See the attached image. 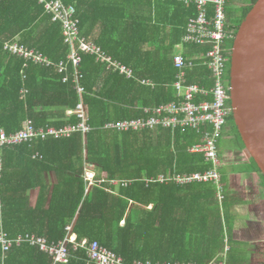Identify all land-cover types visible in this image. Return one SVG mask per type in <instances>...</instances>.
I'll return each instance as SVG.
<instances>
[{
    "label": "trees",
    "instance_id": "16d2710c",
    "mask_svg": "<svg viewBox=\"0 0 264 264\" xmlns=\"http://www.w3.org/2000/svg\"><path fill=\"white\" fill-rule=\"evenodd\" d=\"M64 2L76 7L81 34L133 68L136 77L129 79L107 71L94 55H82L83 100L92 129L86 136L76 132L71 137L37 139L4 150V230L10 237L29 233L57 242L66 237V226L70 225L77 242L98 241L128 263L139 259L208 264L216 259L219 264L225 258L226 264H240L239 255L231 250L235 244L234 220L221 212L230 204L227 193L220 203L212 183L147 181L169 171L190 173L214 168L206 155L189 151L192 144L202 140V132L192 127L126 132L104 127L110 121L146 116V108L177 100L174 54L183 44L189 18L197 16L196 8L163 0ZM255 2L244 10L243 19ZM233 10L229 9L230 19ZM8 41L40 49L56 63L66 59L70 50L62 24L53 21L40 0H0V129L18 131L27 120L36 127L78 123L76 115H69L80 101L72 78L64 83L54 67L32 63L25 67L23 58L4 48ZM182 50L189 58L200 57L209 48L184 45ZM196 64L188 72L189 83L214 87L212 73L203 67V61L196 60ZM229 76L230 63L228 81ZM147 79L157 87L141 82ZM23 90L27 93L22 94ZM228 125L237 135V143L245 148L233 113ZM25 149L28 158L35 152L42 156L31 159V164L55 170L57 175L53 188L42 177L40 200L35 206L21 203L33 182L16 185L7 160L17 151L26 153ZM253 164L258 169L254 160ZM87 165L99 179L106 176L133 182L118 188L109 182L89 185L84 176ZM226 245L230 249L227 254ZM69 250L67 264H87L84 249ZM50 262L48 255L27 244L13 246L4 255L0 249V264Z\"/></svg>",
    "mask_w": 264,
    "mask_h": 264
},
{
    "label": "built area",
    "instance_id": "2783aa9c",
    "mask_svg": "<svg viewBox=\"0 0 264 264\" xmlns=\"http://www.w3.org/2000/svg\"><path fill=\"white\" fill-rule=\"evenodd\" d=\"M44 3L45 11L52 16L53 21L62 24L64 41L69 45V54L66 59L56 63L45 52L34 47L20 44L18 41H8L4 48L10 53L23 58L25 67L32 63L39 66L54 67L63 76V82L68 83L71 78L75 89L80 97V101L75 110L69 115H76L79 120L76 124H66L60 127L46 126L36 127L32 120H27L21 130L6 132L0 129V249L2 254H6L13 246L27 244L40 250L50 258V264H67L70 259V250L84 249L87 254V264H197L194 262L180 261H157L135 260L128 263L123 257L103 246L98 241L83 239L77 242L75 234L71 233V226H66L68 232L63 240L54 242L47 237L35 234H18L10 237L3 226V202L1 194V182L4 172V150L17 146L24 142L33 143L37 139L64 138L71 137L76 132H81L84 136L92 129L89 124L88 109L83 100L85 88L82 84L83 75L79 70L82 63V55L89 53L95 56L98 63L103 64L107 71L116 72L129 79L136 77L135 70L121 61L115 59L97 44L87 39L81 34L80 20L76 15V7L66 4L63 0H40ZM183 3L187 6L195 7L196 17H190L186 26V33L183 36L181 48L174 54V66L177 70V80L173 84L177 92V100L165 103L156 107L146 108V116L110 121L105 124V128L114 129L120 132L130 130L160 128H187L192 127L202 132V140L190 146L189 151L203 153L208 161H212L214 168L207 171H194L190 173H180L169 171L159 176L148 178V183L174 182L179 185H188L193 182L212 183L218 190L220 203L226 199L224 175L220 168L222 160L220 154V142L224 130L227 128L228 119L232 113L230 104V86L228 81V65L232 52L231 41L235 39V31L229 23V9L236 7L239 3L248 0H163ZM184 45L207 47L208 53L200 57L192 55L186 58L182 47ZM203 61L212 73L210 81L214 83L212 88H203L197 83H189L188 72L196 67V60ZM71 67L73 74L71 73ZM144 85L156 88L157 84L151 79L142 80ZM27 93L23 90L22 94ZM39 157V155H37ZM36 157V158H37ZM85 180L89 185L103 184L109 182L118 188L119 185L128 186L133 180L129 179H108L106 176L97 178V172L92 166L85 168ZM109 190L114 192L113 187ZM151 207V206H150ZM230 251L226 245L225 254ZM208 264H217L216 259ZM219 264H226V259Z\"/></svg>",
    "mask_w": 264,
    "mask_h": 264
},
{
    "label": "crops",
    "instance_id": "0c3cea01",
    "mask_svg": "<svg viewBox=\"0 0 264 264\" xmlns=\"http://www.w3.org/2000/svg\"><path fill=\"white\" fill-rule=\"evenodd\" d=\"M228 137L234 139V149L222 150L220 143V154L222 167L225 168L222 172L225 195L227 193L230 198L226 214L234 220L232 236L235 244L231 250L239 255L240 264H264V176L253 164L246 148L237 143V135L232 133ZM25 151L10 154L7 160L16 185L33 182L34 186L25 192L21 203L35 206L40 200L42 177L53 188L57 175L55 170H42L31 164L37 155L42 157L39 152L28 158V151Z\"/></svg>",
    "mask_w": 264,
    "mask_h": 264
},
{
    "label": "water",
    "instance_id": "95a60500",
    "mask_svg": "<svg viewBox=\"0 0 264 264\" xmlns=\"http://www.w3.org/2000/svg\"><path fill=\"white\" fill-rule=\"evenodd\" d=\"M229 86L235 124L264 176V0L255 2L237 30Z\"/></svg>",
    "mask_w": 264,
    "mask_h": 264
},
{
    "label": "flooded vegetation",
    "instance_id": "af4514ba",
    "mask_svg": "<svg viewBox=\"0 0 264 264\" xmlns=\"http://www.w3.org/2000/svg\"><path fill=\"white\" fill-rule=\"evenodd\" d=\"M253 4V0H248L242 3H239L236 7H234L233 10V17L232 19L229 18L230 26L234 29L235 34L237 33V30L243 21L244 16V10L246 8H249ZM240 21V23H239ZM234 41V40H233ZM233 46V44H232Z\"/></svg>",
    "mask_w": 264,
    "mask_h": 264
},
{
    "label": "rangeland",
    "instance_id": "374dc122",
    "mask_svg": "<svg viewBox=\"0 0 264 264\" xmlns=\"http://www.w3.org/2000/svg\"><path fill=\"white\" fill-rule=\"evenodd\" d=\"M245 2V1H244ZM233 47V46H232ZM178 49L180 50L181 48L178 47ZM232 129H231V125H228L227 128L224 130V134H223V137L221 138V148L222 150H232L234 149V139H232L231 137H228V135H232ZM225 135V137H224ZM221 172H225V168H220ZM223 207V205H222ZM221 212H223V215L226 216L228 214H226V210L225 208L223 207V211L221 210Z\"/></svg>",
    "mask_w": 264,
    "mask_h": 264
}]
</instances>
